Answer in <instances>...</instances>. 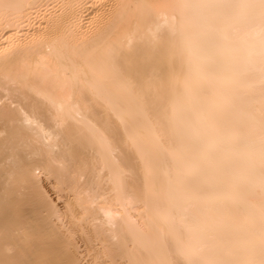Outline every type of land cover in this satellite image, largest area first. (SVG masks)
Listing matches in <instances>:
<instances>
[{
	"label": "bare ground",
	"instance_id": "bare-ground-1",
	"mask_svg": "<svg viewBox=\"0 0 264 264\" xmlns=\"http://www.w3.org/2000/svg\"><path fill=\"white\" fill-rule=\"evenodd\" d=\"M0 264H264V0H0Z\"/></svg>",
	"mask_w": 264,
	"mask_h": 264
},
{
	"label": "rangeland",
	"instance_id": "rangeland-1",
	"mask_svg": "<svg viewBox=\"0 0 264 264\" xmlns=\"http://www.w3.org/2000/svg\"><path fill=\"white\" fill-rule=\"evenodd\" d=\"M51 194V193H50ZM52 195V194H51ZM54 197V196H53ZM76 237V236H75ZM76 238H78V236L76 237ZM81 259V258H80Z\"/></svg>",
	"mask_w": 264,
	"mask_h": 264
}]
</instances>
